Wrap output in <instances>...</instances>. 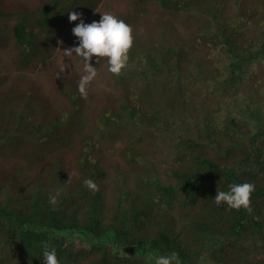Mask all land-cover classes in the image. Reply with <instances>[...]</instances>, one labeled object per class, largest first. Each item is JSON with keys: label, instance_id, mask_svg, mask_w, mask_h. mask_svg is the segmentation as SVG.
I'll return each mask as SVG.
<instances>
[{"label": "trees", "instance_id": "obj_1", "mask_svg": "<svg viewBox=\"0 0 264 264\" xmlns=\"http://www.w3.org/2000/svg\"><path fill=\"white\" fill-rule=\"evenodd\" d=\"M103 2L0 0V45L11 37L25 70L53 53L70 11L72 23L98 21ZM151 3L155 13L137 11ZM125 5L114 13L132 27L128 66L114 76L93 57L107 80L98 107L72 75L54 72L70 103L57 110L0 75V264H43L45 243L61 264H153L173 251L181 264H264V0ZM245 181L251 212L215 204Z\"/></svg>", "mask_w": 264, "mask_h": 264}, {"label": "clouds", "instance_id": "obj_2", "mask_svg": "<svg viewBox=\"0 0 264 264\" xmlns=\"http://www.w3.org/2000/svg\"><path fill=\"white\" fill-rule=\"evenodd\" d=\"M80 13L70 11L69 21H76ZM73 35L78 43L75 46L63 49L65 56H71L74 52L81 57L85 64L87 75L81 77L78 90L82 96H86V85L96 76V68L92 63L93 57L107 58V70L114 76H119L123 69L128 66L129 50L133 47L134 37L132 27L124 19L111 11L101 14L100 19L90 23L82 19L72 28ZM83 184L92 191L98 190V185L91 179L85 178ZM255 191V184L245 181L242 183H230L227 190L216 191L213 197L217 206L227 205L230 209L241 208L251 212V194ZM60 191L49 197V203L55 205ZM40 258L43 264H61L54 246L45 243L41 249ZM153 264H181L179 254H156Z\"/></svg>", "mask_w": 264, "mask_h": 264}, {"label": "rangeland", "instance_id": "obj_3", "mask_svg": "<svg viewBox=\"0 0 264 264\" xmlns=\"http://www.w3.org/2000/svg\"><path fill=\"white\" fill-rule=\"evenodd\" d=\"M32 0H3L6 5H10L14 8L26 6ZM132 0H106L103 2V11H122L125 9V4ZM140 5L137 9L138 12L148 10L150 13L156 12L155 4ZM176 16H172L175 18ZM72 21L66 22L60 35L55 38V49L46 61H35L30 64L25 70H20L16 66L11 64L10 55L12 47V39L6 38V44L0 45V75L5 86L13 85L18 90L31 89L33 92L40 94L42 99H46L50 104V108L57 110L58 108H69L70 103L65 98L61 97L55 87V75L54 72H58L57 75H72L78 78L77 86L82 76L87 75L85 72V64L79 60L73 52L71 56H65V48L75 46L72 28L75 26ZM96 68V76L86 85L87 95L85 97L88 107H98L102 103V95L108 91L106 87V79L101 74L100 65L94 66ZM106 146V143L103 144ZM97 154L102 160H110L103 153V147H100ZM114 160V159H113ZM115 161V160H114ZM69 242L74 246H86L88 241L84 240L77 233H72L69 236ZM120 253H128L126 249H119ZM138 252L143 253L144 248L138 247ZM144 254V253H143Z\"/></svg>", "mask_w": 264, "mask_h": 264}]
</instances>
